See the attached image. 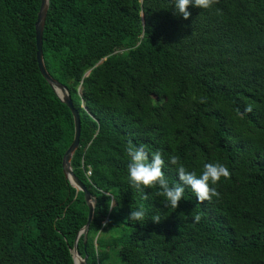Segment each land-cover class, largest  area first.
Segmentation results:
<instances>
[{
	"label": "trees",
	"instance_id": "1",
	"mask_svg": "<svg viewBox=\"0 0 264 264\" xmlns=\"http://www.w3.org/2000/svg\"><path fill=\"white\" fill-rule=\"evenodd\" d=\"M40 6L0 0V264H75L89 215L63 170L73 113L39 68ZM188 11L173 0H50L45 63L80 111L72 166L96 196L78 241L88 264H264V0ZM129 140L161 151L170 185V155L198 176L222 163L231 178L203 204L189 186L176 209L158 187L144 199L129 183ZM141 208L143 221L128 220Z\"/></svg>",
	"mask_w": 264,
	"mask_h": 264
},
{
	"label": "clouds",
	"instance_id": "2",
	"mask_svg": "<svg viewBox=\"0 0 264 264\" xmlns=\"http://www.w3.org/2000/svg\"><path fill=\"white\" fill-rule=\"evenodd\" d=\"M219 0H173L176 13L182 15L184 19H188L191 13L188 11L189 6L201 9H211L218 4ZM219 12V10H217ZM203 102V100H201ZM252 107L249 105L245 108V112H251ZM128 163V177L130 185L138 191L144 192V199H148L145 194L146 188H159L157 195L165 198V205L176 209L179 202L183 199L185 186H189L195 193L200 204L205 201L211 202L213 197L219 198L220 193L216 185L221 179H230L231 173L228 167L219 162H210L203 165V171L198 176L196 172L189 171L181 163L180 157L170 155L168 160L171 165L177 166V174L179 183L170 185L163 171L165 160L161 151L152 152L151 155L143 145L137 146L131 140L128 141L126 148ZM145 212L143 208L140 210L131 209L128 220L143 221ZM201 215L194 216V222L199 223ZM152 221L159 223L160 216L156 215ZM105 226L106 223H105Z\"/></svg>",
	"mask_w": 264,
	"mask_h": 264
},
{
	"label": "water",
	"instance_id": "3",
	"mask_svg": "<svg viewBox=\"0 0 264 264\" xmlns=\"http://www.w3.org/2000/svg\"><path fill=\"white\" fill-rule=\"evenodd\" d=\"M49 6H50V0H41V6L36 20V40H37V48H38L37 58L41 73L50 83V85L55 89L60 99L69 106L74 116L75 135L72 143L64 153L63 170L66 178L69 179V181L77 189V191L81 190L85 193V200L89 206L88 220L86 224L78 232L74 242V246L72 248L75 264H88V254L84 256L79 252L78 241L80 237L83 235L85 245L87 244L88 231H89L90 223L94 216V211L96 206V196L89 190V188L84 183V181L75 173L72 166L73 156L80 145V134L82 129L80 111L74 105L69 87L66 84L59 81L58 79H56L49 72L45 63L44 51H43V33L45 29Z\"/></svg>",
	"mask_w": 264,
	"mask_h": 264
},
{
	"label": "rangeland",
	"instance_id": "4",
	"mask_svg": "<svg viewBox=\"0 0 264 264\" xmlns=\"http://www.w3.org/2000/svg\"><path fill=\"white\" fill-rule=\"evenodd\" d=\"M112 230H109L108 232H106V231H103V232H101V244H102V246H103V243H108V241H110V240H112V236H111V234H112ZM107 245H109L110 246V244H107ZM101 246V247H102ZM100 247V248H101ZM110 248H108L107 250H108V254L109 255H113V254H115V248H113V249H111V250H109ZM104 257V256H103Z\"/></svg>",
	"mask_w": 264,
	"mask_h": 264
},
{
	"label": "built area",
	"instance_id": "5",
	"mask_svg": "<svg viewBox=\"0 0 264 264\" xmlns=\"http://www.w3.org/2000/svg\"><path fill=\"white\" fill-rule=\"evenodd\" d=\"M90 173V172H89Z\"/></svg>",
	"mask_w": 264,
	"mask_h": 264
}]
</instances>
